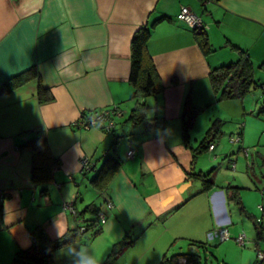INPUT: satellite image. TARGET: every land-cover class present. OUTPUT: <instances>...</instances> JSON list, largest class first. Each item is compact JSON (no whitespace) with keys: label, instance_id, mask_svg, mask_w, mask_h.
<instances>
[{"label":"crops","instance_id":"obj_1","mask_svg":"<svg viewBox=\"0 0 264 264\" xmlns=\"http://www.w3.org/2000/svg\"><path fill=\"white\" fill-rule=\"evenodd\" d=\"M181 5L199 15L212 51L202 53L191 26L177 17ZM140 25L150 28L146 51L163 86L148 95V114L157 116L148 130L126 120L133 103L129 39ZM230 44L252 61L264 62V0H0V190L7 195L0 200V240L5 251L26 245L27 230L36 224L50 238L75 229L64 201L82 218L93 216L83 211L89 203L108 199L111 207L97 233L92 235L88 224L76 241L54 250L53 264H79L93 254L100 263L124 235L133 239L111 264H157L177 241L193 247L189 242L205 240L208 229L230 220L224 183L202 189L193 174H211L214 165L205 168L201 155L192 156L180 139L184 104L215 102L208 72L237 58ZM29 67L35 74L15 86L4 85ZM38 84L47 88L48 99L37 98ZM111 104L122 112L112 117L110 128L71 126L77 116ZM210 114L201 121L194 116L190 144L198 140L195 124L203 128ZM239 134L237 150L243 146ZM31 135H43L57 160L43 184L30 179L31 152L24 143ZM214 144L208 151L215 156L221 148ZM109 154L118 167L99 185L92 184L90 178ZM82 157L90 163L86 169ZM187 205L188 211L206 213V224H199V215L189 225ZM246 215L256 230L249 238L254 257L247 248L234 257L223 253L227 259L215 258L216 264H254L256 248L264 251L258 244L257 217Z\"/></svg>","mask_w":264,"mask_h":264},{"label":"trees","instance_id":"obj_2","mask_svg":"<svg viewBox=\"0 0 264 264\" xmlns=\"http://www.w3.org/2000/svg\"><path fill=\"white\" fill-rule=\"evenodd\" d=\"M157 19L159 18H155L153 21H156ZM191 32L202 53L206 54L213 50L204 26L191 27ZM149 34V26L140 25L132 31L129 39L130 66L128 81L132 85V91L129 97L132 98L133 103L126 116V120L135 124H143L146 130L151 129L152 126L155 125L157 122V116H155L152 111L148 114L150 106L145 103L142 97L159 93L162 91L163 87L155 70L154 64L150 60L146 51V41ZM229 47L237 52V58L225 64L223 63L215 67H211L208 72V79L213 90L215 92L219 90L218 98L241 96L242 93L248 89L250 84H254V80L252 78L251 59L244 50L232 44H230ZM33 74H35L34 69L29 67L26 70L6 79L4 85L9 84L10 86H15ZM46 90L47 88L38 84L36 93L37 98L40 101L49 98L50 95L47 94ZM198 109L199 108L184 104L180 114V139L183 145L190 149L192 156L201 154L206 150H213L215 145L214 142L218 139V136L222 132L220 130L222 119L216 117L211 120L210 125L205 129L204 133L195 142V144H190L189 131L192 127L195 112ZM24 144L29 147L31 152V181L34 184H43L47 182V180L51 177L52 169L56 166L57 160L51 154L45 137L43 135H31L26 139ZM209 144H212L211 149L208 148ZM242 147L243 146L240 147L241 150ZM118 165L119 161L114 156H111L110 154L104 156L99 168L90 178V182L94 185H99V183L103 182V180L110 175L118 167ZM209 173V170L203 172L196 171L193 173L195 177L199 179L202 189H207L214 185L212 180L208 179L210 176ZM222 190L225 201L228 202L232 200L237 205L238 209L242 210V205L240 204L239 186L226 183L222 185ZM40 191L43 193L45 188H40ZM6 197L7 195L0 190V200ZM100 203L102 204V201ZM100 203H89L85 205L83 211L89 210L93 214V216L89 218L80 217V211H76V216L84 225V230L82 231H79V222H76L77 226L75 229H67L55 238L48 237L39 224L29 228L27 230L29 238L28 243L24 246H17L12 251L9 264H53V251L76 241L78 236H80L78 234L84 232L88 224L92 227V235L99 231L97 224L100 222L97 218V212L101 206ZM254 222L256 227H258L257 237H260L261 223H259L256 218L254 219ZM214 227L215 226L212 228ZM207 231L205 232V240H195L189 243L194 246H200L202 251L206 249V242H215L214 244H216L219 239H208L206 236ZM126 237L127 236L124 235L121 239L113 243L108 254L99 264H111L114 256L119 253L122 248L131 243L133 238ZM257 250L260 249L258 247L256 248V254ZM263 263L264 257L258 258L256 256L254 264ZM157 264H202V260L200 254L196 250L185 252L174 251L169 254H162Z\"/></svg>","mask_w":264,"mask_h":264},{"label":"rangeland","instance_id":"obj_3","mask_svg":"<svg viewBox=\"0 0 264 264\" xmlns=\"http://www.w3.org/2000/svg\"><path fill=\"white\" fill-rule=\"evenodd\" d=\"M252 78L254 84H250L241 96L218 98L219 90L217 92L213 90L215 92L214 104L211 103L208 106L202 105L200 107L192 106L199 108L194 115L199 117V121L202 118L204 119V116H208L210 111L214 113L210 114L212 118L203 128L196 127L197 124H195L198 139L210 125L212 119L216 117L222 119L220 125L222 132L218 139L215 140V143L221 148L220 154L217 151L214 156L210 151L206 150L199 154L201 156H198V160L202 165H205V168L214 165L213 171L208 177L212 182H223L224 184L229 182L232 185L239 186L242 210L238 209L232 200L227 202V206L230 209L227 215L229 214L228 217H230L231 223L228 220L226 225L231 237L219 240L217 244H214L215 242H206L204 251H202L200 246L191 247L190 245L189 247L186 240H179L172 246L173 248L168 250L167 254L174 251L196 250L201 256L202 264H216L215 258H225L224 254L234 257L237 252L249 248L253 250L254 257L255 246L249 238L255 237L256 230L251 218L246 215L248 213L254 217L261 218L262 223L258 244L260 248L264 246V62L260 60L252 61ZM150 102H152V97L147 95L146 103ZM122 122L124 121L121 120ZM118 129H120V124L115 126L113 131ZM196 129L193 128L192 131L195 132ZM239 131L242 133V143L246 154L240 148L237 150L238 141L233 142L229 139V135L234 136ZM193 204L197 205V201L195 200ZM187 208L188 205L185 210L186 215L190 217L189 225H191L193 219L200 215V210L192 211L189 209L188 211ZM197 220L200 225L202 223L206 224L203 220L207 222V214L202 213ZM239 232H243L247 239L243 245L237 244L232 238ZM11 251H5V246L2 245L0 240V264H9ZM205 260H207L206 263ZM219 261L221 262L219 264L227 263L222 260Z\"/></svg>","mask_w":264,"mask_h":264},{"label":"built area","instance_id":"obj_4","mask_svg":"<svg viewBox=\"0 0 264 264\" xmlns=\"http://www.w3.org/2000/svg\"><path fill=\"white\" fill-rule=\"evenodd\" d=\"M177 17L186 22L191 27L203 26L199 15L192 12L186 5H181L179 7ZM121 112V109L116 104L101 106L90 110L86 114H81L77 116L70 122V124L73 128H88L91 126H97L108 129L112 125V117L115 115H120ZM229 139H231V141L233 142L239 141L240 135L238 133H236L234 136L230 135ZM208 148L211 149L212 144H209ZM242 151L244 154H246V150L244 147H242ZM127 155H129V153ZM80 164L81 168L83 169H86L90 166V163L88 162V159L86 157H82L80 159ZM62 205L64 208L68 209L73 214V216L75 217V221L79 222V231L84 230V225L81 223V220L76 216L77 212L72 203L69 201H64ZM110 207L111 202L108 199H105L97 212V218L99 222H103L105 220V210L109 209ZM256 220L259 221V218H256ZM206 236L208 239L219 240L231 237L226 222L217 224L214 228L207 231ZM232 238L236 241L237 244L240 245H243L247 241L243 232L235 234L234 236H232ZM256 256L258 258H263V251L257 250Z\"/></svg>","mask_w":264,"mask_h":264},{"label":"clouds","instance_id":"obj_5","mask_svg":"<svg viewBox=\"0 0 264 264\" xmlns=\"http://www.w3.org/2000/svg\"><path fill=\"white\" fill-rule=\"evenodd\" d=\"M61 233H58V235ZM79 264H99L98 258L93 254L87 260H81Z\"/></svg>","mask_w":264,"mask_h":264}]
</instances>
